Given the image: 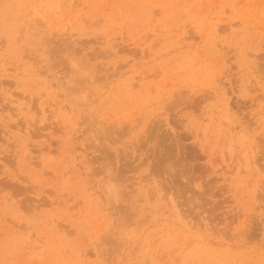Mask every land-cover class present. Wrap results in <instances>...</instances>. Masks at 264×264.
Wrapping results in <instances>:
<instances>
[{
    "label": "rangeland",
    "instance_id": "374dc122",
    "mask_svg": "<svg viewBox=\"0 0 264 264\" xmlns=\"http://www.w3.org/2000/svg\"><path fill=\"white\" fill-rule=\"evenodd\" d=\"M0 264H264V0H0Z\"/></svg>",
    "mask_w": 264,
    "mask_h": 264
}]
</instances>
